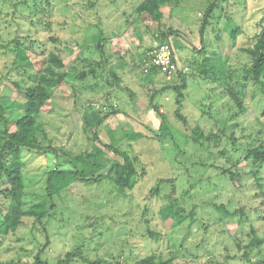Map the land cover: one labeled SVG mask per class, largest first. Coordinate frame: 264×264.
Returning <instances> with one entry per match:
<instances>
[{"label":"rangeland","instance_id":"rangeland-1","mask_svg":"<svg viewBox=\"0 0 264 264\" xmlns=\"http://www.w3.org/2000/svg\"><path fill=\"white\" fill-rule=\"evenodd\" d=\"M140 1L0 0V108L3 99L22 101L24 93L15 83L27 85L23 68L13 65L14 41L27 48L35 67L55 52L67 68L83 51L85 37L92 48L103 37L104 48H109L105 38L116 34L117 54L127 58L136 52L140 58H127V66L118 71L122 82L113 103L119 111L98 127L97 144L113 143L128 151L137 158L136 169L145 170L132 190L119 192L109 179L70 184L63 190L62 202L55 198L57 207L44 221L45 231L25 217L15 232L0 233V264H34L39 251L49 264H133L149 254L167 264H257L264 260V167L244 159L247 148L264 140L259 124L264 121V95L259 83L243 77L251 62L246 49L252 47V37L264 24V0H217L202 36L199 28L207 0H170L161 8V25L131 22L137 19L134 8ZM134 25L141 36L133 33ZM168 28L173 30L169 35L181 41L180 48L174 47L177 63L189 67L180 109L184 123L175 116L176 93L160 90L178 84L177 76L163 71L149 75L141 63L156 42L154 36ZM236 29L233 41L231 32ZM207 56L212 62L220 58L216 64L225 78L218 77L220 72H216L217 79L203 76L200 68ZM79 81L74 89L60 84L38 118L37 142L58 154L22 152L25 207L45 197L49 170L73 167V156L91 148L70 92L84 105L98 106L105 97L83 94L85 88L80 85L88 79ZM232 94L240 96L242 109ZM152 104L166 115L171 138H156L160 116ZM121 127L145 137L128 141ZM115 160L121 158L107 151L106 167ZM76 166L87 171L82 164ZM224 170L239 174L236 185L223 175ZM166 179L172 183H159ZM157 184L154 193L151 188ZM3 186L0 180V189ZM171 196L185 216L180 223L175 217L164 220L160 214ZM7 205L0 193V223ZM239 209L243 211L240 222L239 213H234ZM252 229L262 240L256 247L249 246ZM70 251L74 255L65 261Z\"/></svg>","mask_w":264,"mask_h":264},{"label":"trees","instance_id":"trees-1","mask_svg":"<svg viewBox=\"0 0 264 264\" xmlns=\"http://www.w3.org/2000/svg\"><path fill=\"white\" fill-rule=\"evenodd\" d=\"M169 1L170 0H141L134 8V13H136L137 19H132L131 22L137 24L135 22L137 20L144 22L153 21L157 25H161L164 16L161 8ZM207 1L208 5L202 16L199 28V34L201 36L209 25V19L217 6V0ZM95 27L98 28V31L102 32L100 25H95ZM132 29H134V34L141 36L139 34V28L136 27V25H134V28ZM238 32V29L231 32V38H233V41L237 37ZM169 34H173L172 28H168L167 32L157 34L154 36V39H156V42L167 43L171 46L173 51V62L177 68V71L173 74L177 76L180 82L176 85L164 86L160 88V90H173L176 93L177 107L174 111L175 116L184 123L185 117L180 113V109L183 96L182 91L186 88V73L189 70V67L186 66L184 69L183 66H180L177 63L175 48H180L182 46L181 41H178V38L176 37H171ZM115 37L116 34L113 38ZM87 38L88 37H85L83 39L85 45L82 48L83 51L77 53L74 59L75 62L67 68H65L63 59L55 52L47 54L43 65L35 67L30 63L28 55L26 54L27 48L18 41H14L16 45V48L14 49V51H16V58L14 59L13 65L16 68L20 66L23 68L22 76L26 79L24 80L23 78V81L25 83L27 82V85L22 86L19 83H15L18 90H22L24 93L22 101L16 102L14 100L3 99V106L0 108V180H2L4 185L3 188L0 189V193H2L3 197L8 202L6 211L3 214L0 223V233L2 234L15 232L23 225L25 217H31L33 219V225L36 228L41 227L43 231H45L43 223L51 215L50 212L52 213L55 211V208L57 207L54 202L55 198L57 197L62 202L63 190L74 182L92 183L109 179L115 184L118 191L121 192L132 190L138 183L140 177L144 175L145 170L143 168L141 171L136 169L135 160L137 158L131 156L128 151L122 150L113 143L104 145L97 144L99 141L97 133L98 127L105 122L109 115H115L119 111L115 108L117 106L116 102L113 103L116 101L114 96L118 93L122 82L118 71L125 68L127 62L122 60V57H119L116 63H112L111 59L114 54L107 51L108 48H104L105 45L102 43V40L104 39L103 37H100L99 40L101 42L97 41L93 48L90 45H86ZM92 38L94 37L92 36ZM113 38L112 36H107L105 39L110 41ZM172 40H175L176 42L173 43ZM252 40V47L246 49L251 62L250 65L244 69L243 77L244 80H251L259 83L264 95V24L260 31L252 37ZM153 47L154 44H151L148 51ZM147 53L143 56L141 61L142 66L144 64V59L149 58L147 57ZM214 58H216V61L220 60L219 57ZM216 61L212 62L208 56L203 58L200 70L204 77H210L212 79H217L218 77L225 78L221 68L217 66ZM188 65L190 67L192 66L191 63ZM80 67L83 70L75 73L73 69ZM159 71L163 70L159 67L152 66L149 67L146 73L154 75ZM216 72H220L218 77ZM107 75L108 77H106ZM83 79H88V83L80 85L85 88L83 94L87 92V95L93 96L100 95L99 93L104 91V94L101 95H104L105 97V100L100 101L98 106L94 103L84 105L79 103L75 92H70V98L73 99V110L79 112L81 116L83 129L87 135V139L91 142V148L89 150L81 151L73 156V167H54L49 170L46 173L45 197L31 206L25 207L24 168L26 163L23 160L22 152L34 151L40 153L53 151L55 152V155L58 154L56 149L49 146L43 147L37 142L36 134L41 130L38 118L43 112H45L44 109L46 105L53 97L55 90L60 84H70L71 88H73L74 85L80 84L79 80ZM109 88L113 89L110 90ZM121 89L125 90L122 87ZM106 91L110 92L105 93ZM231 97L237 102V106L242 109V100L240 96L232 94ZM152 108L155 111H158L160 116L159 132L156 138L161 140L167 137L171 138L172 132L168 126L166 115L163 112H160L156 105L152 104ZM15 112H18V114L14 115ZM7 113H9V115L6 116L5 114ZM261 114L264 115V108ZM259 124L263 129L264 121ZM122 129L124 131V136L128 141L139 140L145 137L144 134L140 132H133L132 130H125L124 128ZM195 131H197V128ZM107 151H110L114 156L121 158V160H115L108 168L104 161ZM244 159L250 160L254 165L264 167V140L258 145L247 148L245 150ZM78 164L84 165L87 171L85 172L84 169L78 168L76 166ZM251 173L254 175L256 174V171H252ZM223 175H225L228 180L232 181L233 184L239 180V174L236 172L224 170ZM164 181L172 183V180L170 179L160 180L159 183H163ZM158 189L159 185L157 184V186L151 188V191L156 193ZM172 192H174V189L171 190V193ZM170 199L171 202L164 205L160 210L162 219L165 220L167 218L175 217L180 223L185 219V216L181 213L182 209L179 210L176 205V202L178 201H176V199L173 200L172 196ZM222 212L226 213L224 210ZM242 212L241 209L234 211L235 214L239 213V222L241 221ZM251 232L253 238L250 241L249 246L256 247L262 240L255 235L253 229ZM40 255L41 251L34 256V264H49L48 260L41 258ZM73 255V251L68 252L65 261H68ZM247 255V252L243 253L244 257H247ZM256 263L264 264V260H258ZM133 264H167V262L158 259L155 254H149L135 259Z\"/></svg>","mask_w":264,"mask_h":264},{"label":"built area","instance_id":"built-area-1","mask_svg":"<svg viewBox=\"0 0 264 264\" xmlns=\"http://www.w3.org/2000/svg\"><path fill=\"white\" fill-rule=\"evenodd\" d=\"M154 47L148 51V59H144L142 66L145 72L149 67H159L167 75H171L177 71L176 65L173 62V51L167 43L154 42Z\"/></svg>","mask_w":264,"mask_h":264},{"label":"crops","instance_id":"crops-1","mask_svg":"<svg viewBox=\"0 0 264 264\" xmlns=\"http://www.w3.org/2000/svg\"><path fill=\"white\" fill-rule=\"evenodd\" d=\"M113 19H115V18H113ZM115 38H113V39H111L110 41H109V45H111V47L109 46V48H108V50L107 51H110L111 53H113L114 55H112L113 56V58L111 59V61H112V63H116L117 62V59L119 58V57H122V56H120V55H118L117 54V52H116V50H115ZM123 44H121V46H122ZM122 48H124L126 51L128 50V46H125V47H122ZM136 57H138V58H140L138 55H137V53L136 52H133L132 54H130V55H127V58H135L134 56ZM127 58H125V57H122V60H124V61H126L127 60ZM110 90L111 89H113V88H109ZM92 92V91H91ZM108 92H110V91H106L105 93H108ZM99 94H104V91H102L101 93H99Z\"/></svg>","mask_w":264,"mask_h":264}]
</instances>
